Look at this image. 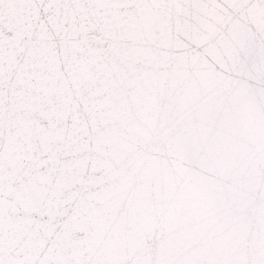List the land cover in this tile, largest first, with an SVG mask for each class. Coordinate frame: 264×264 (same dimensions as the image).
<instances>
[{"label":"snow or ice","instance_id":"1","mask_svg":"<svg viewBox=\"0 0 264 264\" xmlns=\"http://www.w3.org/2000/svg\"><path fill=\"white\" fill-rule=\"evenodd\" d=\"M0 264H264V0H0Z\"/></svg>","mask_w":264,"mask_h":264}]
</instances>
